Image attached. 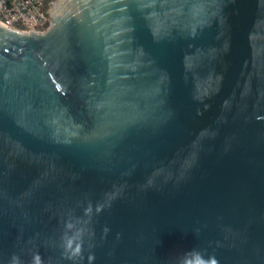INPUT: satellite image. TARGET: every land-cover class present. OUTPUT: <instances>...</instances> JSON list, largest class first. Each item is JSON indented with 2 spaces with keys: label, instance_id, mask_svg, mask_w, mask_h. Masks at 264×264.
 Here are the masks:
<instances>
[{
  "label": "water",
  "instance_id": "95a60500",
  "mask_svg": "<svg viewBox=\"0 0 264 264\" xmlns=\"http://www.w3.org/2000/svg\"><path fill=\"white\" fill-rule=\"evenodd\" d=\"M0 25V264H264V0H54Z\"/></svg>",
  "mask_w": 264,
  "mask_h": 264
},
{
  "label": "built area",
  "instance_id": "2783aa9c",
  "mask_svg": "<svg viewBox=\"0 0 264 264\" xmlns=\"http://www.w3.org/2000/svg\"><path fill=\"white\" fill-rule=\"evenodd\" d=\"M54 0H0V25L19 32H43Z\"/></svg>",
  "mask_w": 264,
  "mask_h": 264
},
{
  "label": "clouds",
  "instance_id": "9594fccd",
  "mask_svg": "<svg viewBox=\"0 0 264 264\" xmlns=\"http://www.w3.org/2000/svg\"><path fill=\"white\" fill-rule=\"evenodd\" d=\"M205 264H217V261L214 258H209V260H207Z\"/></svg>",
  "mask_w": 264,
  "mask_h": 264
}]
</instances>
